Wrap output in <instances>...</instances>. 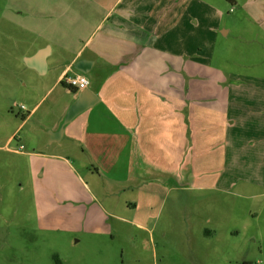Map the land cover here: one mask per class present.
<instances>
[{"label": "rangeland", "instance_id": "1", "mask_svg": "<svg viewBox=\"0 0 264 264\" xmlns=\"http://www.w3.org/2000/svg\"><path fill=\"white\" fill-rule=\"evenodd\" d=\"M127 1L122 0L120 6ZM44 2L43 7L38 0H0V264H196L191 255L196 252L207 258L211 255L212 264H264V196L249 197L250 187L241 186L248 182L235 184L236 180L264 182V144L253 158L241 151L233 155L234 146L223 142L220 156L201 160L195 151L182 160L160 141L161 146L153 149L155 153L142 163L141 170L152 181L141 186L140 194L153 193L152 203L139 198V203L147 204H126L125 199H134L135 194L120 192L121 186L114 182L118 204L113 210L124 215L123 220L109 221L111 226L90 221L72 224V230L83 227L102 236L60 230L56 223H67L73 213L84 212L88 218L93 212L103 215L94 209L97 204H53L64 195L92 202L87 186L78 182L81 176L65 159L51 161L40 154L67 157L80 173H87V158L72 155L85 149L78 142L84 137L77 134V124L84 115L67 124L60 142L51 143V130L46 125L68 105L70 97L62 85L55 84L58 73L90 33L76 42L81 18L71 22L70 11L53 15L50 9L59 0ZM165 2H173L174 11L159 10L158 26L141 34L142 40L149 34L150 41L138 55L146 58L155 49L168 51L179 56L181 67L152 66L157 68V79L176 73L185 97H196L201 103L194 107L197 113L207 112L210 120L223 119L228 94L241 92L243 99H248L250 88L264 90L263 0ZM136 4L143 11L156 2L136 0ZM122 15L117 12L110 21ZM155 15L154 11L153 22ZM129 17L137 20L138 15L130 13ZM83 21L89 25L86 18ZM66 41L71 45L64 53L59 46ZM44 43L49 44L46 48L52 55L48 72L40 74L27 67L24 59ZM116 69L110 66L104 76ZM89 78L94 88L95 73ZM117 86V81L111 82L112 89L117 90ZM215 94L217 97L209 96ZM46 163L52 165L50 173ZM145 167L159 176L145 174ZM228 174L235 179L227 181ZM160 175L170 181L162 184ZM202 185L214 188L202 189ZM55 215L62 221L52 223ZM141 221L146 229L132 226ZM217 253L220 257L213 263Z\"/></svg>", "mask_w": 264, "mask_h": 264}, {"label": "crops", "instance_id": "2", "mask_svg": "<svg viewBox=\"0 0 264 264\" xmlns=\"http://www.w3.org/2000/svg\"><path fill=\"white\" fill-rule=\"evenodd\" d=\"M62 1L65 3L62 4ZM66 1L59 0L57 4H53L50 9L53 11V15L70 11L68 14L71 16V22L73 20L76 23L81 18L76 31V42L83 39V35L90 34L83 44L74 48L73 56L59 71L55 84L63 86L64 76L82 74L89 81L88 89L98 98V102L94 106L81 113L84 116L77 124L80 128V133L77 134L84 137L82 141L78 142L82 143L85 149L72 154L77 159L87 158L89 161L86 163L87 173H80L67 157L63 158L43 152L40 154L48 156L51 161L65 159L69 168L81 176L82 179H78V182L87 186L88 195L92 198V202L83 203L78 195H64L59 197L60 200L57 203L53 204H73L76 207H79L80 204H97L99 207H94V209H98L104 218L95 212L90 218L87 217V213L76 212L71 215L69 220H66L67 223L60 225L55 222L62 221L60 216L51 217V222L56 223L62 232L73 231L102 236L101 232L86 231L83 227L72 230V224H84L90 221L98 226L102 224L111 226L109 221L123 220L125 216L113 210L114 204H118L115 199L117 191L113 186L114 182L121 186L120 192L135 194L134 199H125L126 204L152 203L153 193L146 196L140 194L141 186L152 181L148 176H144L141 170L143 169L142 163H147L155 153L153 149L161 146L160 141L170 148L171 153L181 155L182 160L195 151L198 152V158L201 160L206 159L209 155L220 156L223 154L221 150L223 142H230L234 146L233 155L241 151L246 156L253 158L255 150L264 144V90L256 91L260 87L250 88L251 95L248 99H243V95H240L241 92L228 94L223 119L210 120L207 112L197 113L198 108L194 107L200 106L201 103L196 97L188 94L185 97L183 86H180L176 73H166L157 79V68L152 69V66L166 65L179 69L181 62L177 54L155 49L147 54L146 58H140L138 55L150 41L149 34L143 40L141 34L155 30L158 26V22L155 21L159 19V10L164 13L173 12V2L154 0L156 2L154 7L142 11L137 6L136 0H128L122 6H120L122 0H69V3ZM38 2H43L44 7V0H38ZM154 11L156 15L153 22L151 16ZM260 11H262L261 17L264 19V0L261 3ZM117 12L123 15L118 16L116 21H110ZM130 13L138 15L137 20L130 18ZM84 18L88 20L89 25H85ZM153 27L154 29L150 30ZM99 32L102 34L97 37ZM94 33L96 35H93ZM111 38H114L113 43ZM48 45V43L39 45L26 57L30 58L37 54V51L48 49L49 52L46 53L44 59L45 72H48L49 55H52L51 49L46 48ZM70 45L71 43L66 41L59 48L67 53ZM86 52H88V57L84 56ZM110 66L118 69L114 70L110 76H104L106 72L108 73ZM92 72L97 78L96 83H92L94 88L90 86L89 75ZM113 81L118 82L117 90L111 88ZM64 89L70 96L67 101L68 105L46 125L51 133L58 134L62 120L80 92L72 91L66 87ZM209 96L217 97L216 94ZM257 97L260 98L259 102L255 101ZM38 106L39 103L34 106L31 113ZM209 116L215 117L212 114ZM67 129L68 125L66 124L62 135L59 134V140L55 142L62 140ZM70 131L73 130L70 129ZM173 154H171L172 160H174ZM40 164L36 165L40 166ZM46 167L47 173H50L52 165L46 163ZM147 169L150 168L145 167V174L154 172V176L158 175L155 171ZM164 175H160L162 184H167L170 179ZM101 177L103 180L100 179ZM233 179L235 178L228 174L226 180ZM239 181L248 182L241 186L250 187L249 197L261 198L264 196V182L236 180L235 184ZM211 186L202 185L201 188H214ZM101 197L104 199L101 200ZM38 198L39 194L35 196L36 204L39 202ZM139 198L144 199L147 203H139L137 201ZM135 207L136 205L133 209ZM153 225L157 224L153 222ZM132 226L138 230H144L147 225L141 221L133 223ZM179 255L185 256L182 253ZM191 255L196 264H212L209 262L211 255L208 258L206 254L200 252ZM214 257L213 263L220 257V253L214 254Z\"/></svg>", "mask_w": 264, "mask_h": 264}, {"label": "water", "instance_id": "3", "mask_svg": "<svg viewBox=\"0 0 264 264\" xmlns=\"http://www.w3.org/2000/svg\"><path fill=\"white\" fill-rule=\"evenodd\" d=\"M47 50H42L37 52L34 56L30 58H26L24 60L25 65L31 69H34L40 74H43L45 72V55ZM81 66V65H80ZM82 68H84V65H82ZM82 72L84 70L81 69ZM98 102L97 96L88 88L81 90L78 93L77 98L74 100V102L69 107L67 114L64 118L63 124L60 128V131L57 133H51V142L58 141L60 138V135L63 133L64 126L71 122L76 116L81 114L83 111L91 108Z\"/></svg>", "mask_w": 264, "mask_h": 264}, {"label": "built area", "instance_id": "4", "mask_svg": "<svg viewBox=\"0 0 264 264\" xmlns=\"http://www.w3.org/2000/svg\"><path fill=\"white\" fill-rule=\"evenodd\" d=\"M63 82L66 86L76 89L77 91L88 88L89 81L85 75H66L63 78ZM24 110V107H21Z\"/></svg>", "mask_w": 264, "mask_h": 264}, {"label": "trees", "instance_id": "5", "mask_svg": "<svg viewBox=\"0 0 264 264\" xmlns=\"http://www.w3.org/2000/svg\"><path fill=\"white\" fill-rule=\"evenodd\" d=\"M63 86L64 87H66V88H68V89H71L72 91H77L76 89H74V88H71V87H68V86H66L64 83H63ZM243 264H254V263H251V262H245V263H243Z\"/></svg>", "mask_w": 264, "mask_h": 264}, {"label": "flooded vegetation", "instance_id": "6", "mask_svg": "<svg viewBox=\"0 0 264 264\" xmlns=\"http://www.w3.org/2000/svg\"><path fill=\"white\" fill-rule=\"evenodd\" d=\"M71 90V89H70Z\"/></svg>", "mask_w": 264, "mask_h": 264}]
</instances>
